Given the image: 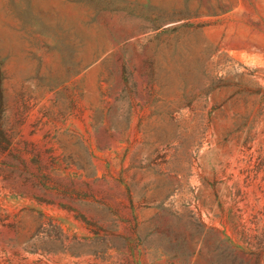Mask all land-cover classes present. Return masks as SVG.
Returning <instances> with one entry per match:
<instances>
[{
	"label": "rangeland",
	"instance_id": "obj_1",
	"mask_svg": "<svg viewBox=\"0 0 264 264\" xmlns=\"http://www.w3.org/2000/svg\"><path fill=\"white\" fill-rule=\"evenodd\" d=\"M0 264H264V0H0Z\"/></svg>",
	"mask_w": 264,
	"mask_h": 264
}]
</instances>
